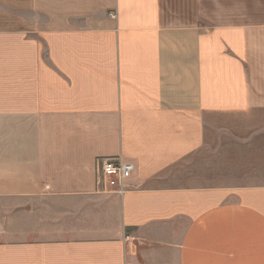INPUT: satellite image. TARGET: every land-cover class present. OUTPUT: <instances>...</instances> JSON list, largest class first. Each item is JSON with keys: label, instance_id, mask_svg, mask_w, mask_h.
Returning a JSON list of instances; mask_svg holds the SVG:
<instances>
[{"label": "crops", "instance_id": "crops-1", "mask_svg": "<svg viewBox=\"0 0 264 264\" xmlns=\"http://www.w3.org/2000/svg\"><path fill=\"white\" fill-rule=\"evenodd\" d=\"M0 264H264V0H0Z\"/></svg>", "mask_w": 264, "mask_h": 264}, {"label": "built area", "instance_id": "built-area-1", "mask_svg": "<svg viewBox=\"0 0 264 264\" xmlns=\"http://www.w3.org/2000/svg\"><path fill=\"white\" fill-rule=\"evenodd\" d=\"M134 166L120 156L101 157L96 161L95 185L98 192L123 194Z\"/></svg>", "mask_w": 264, "mask_h": 264}, {"label": "rangeland", "instance_id": "rangeland-1", "mask_svg": "<svg viewBox=\"0 0 264 264\" xmlns=\"http://www.w3.org/2000/svg\"><path fill=\"white\" fill-rule=\"evenodd\" d=\"M208 157V156H206ZM202 158L203 155L195 156L190 161H184L182 164L178 165L172 172V175L177 179H187V175L197 176L202 170ZM205 158V157H204ZM200 177V176H199Z\"/></svg>", "mask_w": 264, "mask_h": 264}]
</instances>
